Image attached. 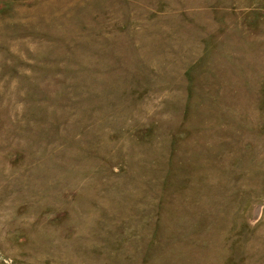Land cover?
Wrapping results in <instances>:
<instances>
[{
    "label": "rangeland",
    "instance_id": "obj_1",
    "mask_svg": "<svg viewBox=\"0 0 264 264\" xmlns=\"http://www.w3.org/2000/svg\"><path fill=\"white\" fill-rule=\"evenodd\" d=\"M0 264H264V0H0Z\"/></svg>",
    "mask_w": 264,
    "mask_h": 264
}]
</instances>
